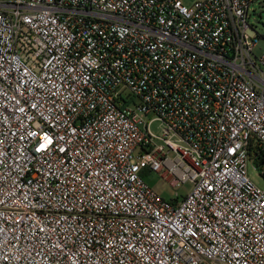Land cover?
Returning <instances> with one entry per match:
<instances>
[{
	"label": "built area",
	"instance_id": "1",
	"mask_svg": "<svg viewBox=\"0 0 264 264\" xmlns=\"http://www.w3.org/2000/svg\"><path fill=\"white\" fill-rule=\"evenodd\" d=\"M259 1L0 0V264H264Z\"/></svg>",
	"mask_w": 264,
	"mask_h": 264
},
{
	"label": "rangeland",
	"instance_id": "2",
	"mask_svg": "<svg viewBox=\"0 0 264 264\" xmlns=\"http://www.w3.org/2000/svg\"><path fill=\"white\" fill-rule=\"evenodd\" d=\"M195 1L196 0H185V3L187 5H191ZM249 21L252 28L259 35L258 48L264 49V0H260L250 6ZM258 48L256 50L257 52L259 51ZM151 131L158 136L162 135V131L158 123L152 125ZM248 176L258 187L264 189V178L261 176L259 170L254 169L252 162L248 163ZM143 178L148 185H150L156 192L166 199H175L176 193H178L181 197L185 196L191 190V184L189 183L180 185L178 188H172L169 183L157 173L144 172Z\"/></svg>",
	"mask_w": 264,
	"mask_h": 264
},
{
	"label": "trees",
	"instance_id": "3",
	"mask_svg": "<svg viewBox=\"0 0 264 264\" xmlns=\"http://www.w3.org/2000/svg\"><path fill=\"white\" fill-rule=\"evenodd\" d=\"M259 163H263L264 162V156L260 157L258 160Z\"/></svg>",
	"mask_w": 264,
	"mask_h": 264
},
{
	"label": "water",
	"instance_id": "4",
	"mask_svg": "<svg viewBox=\"0 0 264 264\" xmlns=\"http://www.w3.org/2000/svg\"><path fill=\"white\" fill-rule=\"evenodd\" d=\"M258 18V17H257Z\"/></svg>",
	"mask_w": 264,
	"mask_h": 264
}]
</instances>
